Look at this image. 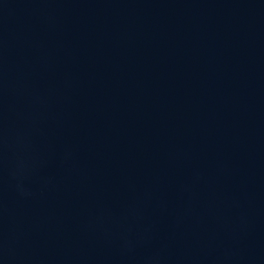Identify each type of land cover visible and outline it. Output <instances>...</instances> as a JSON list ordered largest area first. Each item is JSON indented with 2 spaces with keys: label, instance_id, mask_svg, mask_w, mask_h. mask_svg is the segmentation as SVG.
<instances>
[{
  "label": "water",
  "instance_id": "95a60500",
  "mask_svg": "<svg viewBox=\"0 0 264 264\" xmlns=\"http://www.w3.org/2000/svg\"><path fill=\"white\" fill-rule=\"evenodd\" d=\"M0 264H264V0H0Z\"/></svg>",
  "mask_w": 264,
  "mask_h": 264
}]
</instances>
